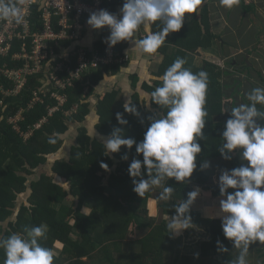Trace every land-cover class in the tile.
<instances>
[{
    "label": "trees",
    "instance_id": "16d2710c",
    "mask_svg": "<svg viewBox=\"0 0 264 264\" xmlns=\"http://www.w3.org/2000/svg\"><path fill=\"white\" fill-rule=\"evenodd\" d=\"M118 5L123 3L109 5L110 13ZM243 8H246L244 4ZM161 28L159 21L152 23L153 32ZM103 34L110 35V30ZM216 37L210 27L208 2L204 0L197 13L186 15L179 32L170 33L158 51L149 54L158 58L160 65L152 82L141 84L145 99L140 100L138 93L131 98L130 103L139 115L124 112L125 103L120 101L121 92L115 87L99 92L103 82L128 65L125 44L115 45L112 63L86 70L82 79L68 88L52 89L64 97L62 105L51 95L38 93L42 86L37 78L41 73L28 79L21 94L6 97L0 108V238L6 239L12 233L24 234L26 227L45 224L48 227L46 238L39 242L53 250L54 264H232L233 256L219 250L220 245H233L223 235L222 220L203 218L190 206L192 227L204 233L194 234L203 237L189 255L176 250L179 239L168 228L169 217L175 215L174 207L187 199L194 186L201 187L209 182V170L202 165L216 159L224 160L219 149L230 113L226 116L228 98L223 72L211 60H196V56L211 49ZM51 44L57 54L63 52L70 59V66H75L76 46L73 43ZM100 45L95 46L103 55L104 48ZM177 58L185 59L184 67L193 73L201 70L208 73L205 105L208 115L204 138L198 141L201 153L196 158L197 168L186 182L179 183L172 178L167 181L175 189L170 199H158L162 188L155 197L152 190L140 197L133 191L132 183L140 177L133 178L128 173L134 158L143 160L142 154L136 153L135 144L131 149L121 146L119 152L105 155L102 143L114 128H122L124 138H132L137 143L143 141L151 119L167 111L151 102L150 94L161 85L155 77L163 75ZM63 76L64 73L59 74ZM129 82L135 90L137 76L129 77ZM34 93L38 94L39 101L32 103ZM233 105L232 102L231 109ZM257 107L264 111V106ZM118 112L128 121L126 125L118 124L115 118ZM91 113L93 127L89 130L85 122ZM16 115L20 117L17 121L19 131L9 123ZM40 122H43L41 126L33 129ZM258 123L264 124V121ZM74 124L79 126L68 157L53 159ZM30 129L33 130L30 137L21 136ZM235 153L230 154L231 160H225L231 169L239 167ZM125 155L126 160L122 159ZM101 162L108 165L107 171L100 167ZM141 171L145 172L143 178L146 179V170L142 167ZM153 197L164 217L160 221L150 216ZM4 260V250L0 247V264H4Z\"/></svg>",
    "mask_w": 264,
    "mask_h": 264
},
{
    "label": "clouds",
    "instance_id": "9594fccd",
    "mask_svg": "<svg viewBox=\"0 0 264 264\" xmlns=\"http://www.w3.org/2000/svg\"><path fill=\"white\" fill-rule=\"evenodd\" d=\"M25 0H0V20L21 23L19 5ZM231 8L240 0H220ZM204 0H124L120 18L106 10H99L89 15L87 24L93 29L107 26L109 47L121 41L132 43L141 53L153 54L164 44L170 33L179 32L184 25L186 15L197 13ZM159 21L162 28L151 30L152 23ZM143 26L145 36L134 39L137 30ZM186 60L177 58L161 76L155 79L161 82L150 94L151 102L166 113L151 119L142 142L124 138L122 128H114L110 137L103 141L106 154L117 153L124 146L131 149L135 144L137 154H142V162L133 159L129 165L133 179V191L143 196L152 188L160 187L159 200H168L175 191L167 181L172 178L179 183L186 182L197 168L196 158L201 153L199 140L204 138L203 129L208 115L205 105L208 90V73L204 70L193 73L185 68ZM151 86V85H150ZM249 103H241L230 111V118L222 132L223 144L219 153L224 160H231V153L238 152L246 164L222 170L218 178L221 228L226 239L239 249V255L232 264H247L249 246L253 242L264 243V111L257 105L264 106V87L253 88L247 93ZM124 112L139 115L130 102L124 104ZM120 125L128 121L121 113H116ZM93 134L95 131L93 129ZM122 159H127L123 156ZM210 165L205 162L202 168ZM105 171L108 165L101 162ZM142 167L146 170L142 172ZM67 184V182L65 183ZM228 189H233L227 193ZM227 193V194H226ZM200 189L189 192L186 200L176 205L175 215L169 217L170 233L179 235L186 229L193 228L190 206L194 203ZM48 227L45 224L25 228L24 234L12 233L6 239L0 238V247L5 254L4 264H54V252L39 242L46 238ZM218 245L220 242H217ZM221 252L228 249L220 245Z\"/></svg>",
    "mask_w": 264,
    "mask_h": 264
},
{
    "label": "crops",
    "instance_id": "0c3cea01",
    "mask_svg": "<svg viewBox=\"0 0 264 264\" xmlns=\"http://www.w3.org/2000/svg\"><path fill=\"white\" fill-rule=\"evenodd\" d=\"M207 2L211 31L217 37L211 49L203 52L200 56H196V60L199 62L202 58L208 59L221 68L223 72L222 80L226 83V97L228 98L226 100L227 116L231 111L232 102L234 107L249 102L247 93L253 88L264 87V0H240L238 5L231 8L223 6L220 0H207ZM243 4L246 8H243ZM122 7L123 5L116 6L112 14L120 18ZM107 30H109L107 26L100 29L90 27L86 30L81 43L88 46L91 41L97 39ZM144 36V28L141 26L137 30L134 39H142ZM124 44V53L128 58V65L119 74L110 77L105 82L109 83V88L115 87L120 90V99L122 98L124 103L131 102L134 93H138L140 100H144L145 95L141 90V84L152 82L154 79L152 76L157 72L160 60L149 54L139 52L128 41H124ZM133 75L138 78V85L135 90L130 87L129 82V77ZM102 89L107 90L105 87H101L99 92H103ZM71 135L72 140H74L76 130H73ZM235 156L239 166L247 163L241 160L238 152L235 153ZM209 165L207 168L210 175L209 182L204 186H194L192 188V191L196 188L200 189V194L192 204V208L201 214L203 218L222 220L220 200L225 197H221L219 193L218 178L222 170H231V166L227 161L221 159H216L210 162ZM159 188H152L154 197L158 194ZM233 191V189H228L227 193ZM154 197L150 201V213L154 212L155 209L157 214L156 216L150 214V216L160 221L164 217L156 208ZM200 232L204 233L201 229L192 228V233L195 235ZM255 244L256 242H253L249 248L252 246L255 250ZM194 252L196 253V251ZM259 264L264 263L262 261Z\"/></svg>",
    "mask_w": 264,
    "mask_h": 264
},
{
    "label": "built area",
    "instance_id": "2783aa9c",
    "mask_svg": "<svg viewBox=\"0 0 264 264\" xmlns=\"http://www.w3.org/2000/svg\"><path fill=\"white\" fill-rule=\"evenodd\" d=\"M119 3H124V0H25L23 5H19L24 17L21 23L0 20V108L6 97L21 94L28 79L40 73L37 81L44 85L38 93L44 96L49 94L62 105L64 97L52 92V89L68 88L74 81L82 79L86 70L112 63L115 45L109 47V35L101 34L88 46L81 41L90 28L87 24L89 15L101 9L110 13L109 5ZM67 41L76 46L74 67L70 66V59L63 52L57 54L51 44L58 46L59 42ZM96 44H102L103 55ZM118 44L123 45L124 41ZM9 63L14 65L10 66ZM60 73H64V76L59 77ZM34 97L32 103L39 101L37 93H34ZM19 119L16 115L9 120L17 131ZM42 123L34 125L33 129H38ZM32 131L30 129L29 133L21 136L27 139Z\"/></svg>",
    "mask_w": 264,
    "mask_h": 264
},
{
    "label": "rangeland",
    "instance_id": "374dc122",
    "mask_svg": "<svg viewBox=\"0 0 264 264\" xmlns=\"http://www.w3.org/2000/svg\"><path fill=\"white\" fill-rule=\"evenodd\" d=\"M198 58H200V57H198ZM40 84H41V86L44 85L43 83H40ZM104 87L106 89H108L109 88V83L105 82L103 84L102 88H104ZM102 90H105V89H102ZM122 100L123 99L121 98L120 101H122ZM93 116H94L93 113H91L88 116V118H87L88 122H85V124H86V126H87V128L89 130H92V127H93ZM78 126H79L78 124L77 125H75V124L72 125V127L70 128V133H68L65 136V142H64L61 150L58 151L57 154L53 156V159H55V157H56L57 159L65 160V158L68 157V155H69L68 151H69V148H70V144L73 141L71 133L73 132V130H76ZM48 169L49 168L47 167V170ZM155 203H157V201H155ZM150 214L153 215V216H156L157 211L154 209V212H151ZM173 234L176 235L175 233H173ZM176 236L179 239L178 244L175 245L176 250L179 251L180 253L184 254V255L191 254L190 252H192L194 247L197 246L196 243L199 242L198 240L199 239L202 240V237H203L201 235L195 236L194 233H192V229L191 228L183 230L182 232H180L179 235H176ZM226 248L228 249L227 253H225L226 255L233 256L235 259L238 257L239 251H240L239 249L234 248L233 245L228 246ZM246 260H247V264H253V263L254 264H259L262 261L264 262V243H260V242L257 241L256 244H255V250L251 246L249 248V253H248L247 257H246Z\"/></svg>",
    "mask_w": 264,
    "mask_h": 264
}]
</instances>
